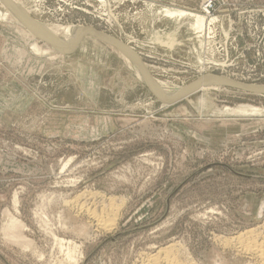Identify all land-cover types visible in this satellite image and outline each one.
<instances>
[{"label": "rangeland", "instance_id": "1", "mask_svg": "<svg viewBox=\"0 0 264 264\" xmlns=\"http://www.w3.org/2000/svg\"><path fill=\"white\" fill-rule=\"evenodd\" d=\"M18 1L129 45L170 87L236 86L170 102L97 36L63 53L0 20V264H146L165 247L183 264H256L223 239L264 235V92L237 85L264 86V0ZM162 7L203 15V31ZM246 104L260 112H219Z\"/></svg>", "mask_w": 264, "mask_h": 264}, {"label": "bare ground", "instance_id": "2", "mask_svg": "<svg viewBox=\"0 0 264 264\" xmlns=\"http://www.w3.org/2000/svg\"><path fill=\"white\" fill-rule=\"evenodd\" d=\"M162 13L165 16L170 17V18H178L179 19V18L185 17V16L192 17L193 21L190 23V25H191V27H193V29H194L193 31H197V32L203 31L204 24H205L204 23L205 19H204L203 15L201 16L198 14H191V13L189 14L188 12H186L184 10L174 9L173 7L172 8H168V7L163 8ZM9 15L15 16L16 19L18 20V22H20L23 25V27L28 29L34 35H36V36H38L44 40L49 41L50 46L53 47V49L58 50V52L60 50L66 51V50H71L72 48H74V46L78 43V40H79V38L82 34V30H83V27L81 25H73L71 27L69 25L68 26L65 25L66 27H61L60 25L58 26L57 24H55L56 26L44 25V24L40 23L39 21L32 19L30 17V15L28 14V12L24 9V7L20 1H18V0H0V20L6 19ZM185 19H186V17H185ZM211 20H212V18H211ZM213 20H214V18H213ZM85 34L91 35V36L92 35L97 36L98 38H100V36L98 34H96V32H94L93 30H85L83 32V35H85ZM105 36L108 39L116 42L118 45H120L122 48L125 49L124 50V49L118 48L119 52L124 57L125 61H127L129 64L131 63L134 65L135 69L137 70V71L136 70L135 71L138 72L139 77L146 83V85H148L151 89H153L160 97L164 98L165 100H170V102L177 100L176 98H179V96H181V95H187L186 93H188L193 88L194 89L192 92L196 91L197 89L204 90L206 88V86L210 87V85H211V87H213V86L218 87V86H223V85L224 86H236L235 82L231 81L230 79L226 78L225 76H210V75L206 76L205 75V77L204 76L202 77L199 85H196V83H197L196 82V83H193L196 86H193V84H191V85L186 86V87L185 86L184 87H179V86L178 87H175V86L170 87L166 83L156 79L152 75L146 74V72L144 70L146 66L142 65L140 63V60L135 56L136 54L135 55L133 54L134 52H132L129 45L122 43L121 41L115 39L114 37H111V36L109 37L107 35H105ZM100 39H102V38H100ZM32 49L35 52L40 53V54H46L48 52L47 49L42 50V49L38 48L36 44H35V46L32 47ZM127 50H129L131 52H129ZM237 85H239L242 88H245L247 90L256 91V92H264V86H254L252 84L251 85H244L241 83L237 84ZM204 100H206V99H204V97L201 96L200 102H201L202 106H203ZM219 112L222 114H228V115H253V114L259 113L260 110L257 107H253V106L251 107L250 105L247 106V104H246V106L241 105V106H237L234 108L225 107V109H223L222 111H219ZM42 197H44V196H42ZM102 225L104 227L106 226V224L105 225L102 224ZM223 240H224V247H225V245L226 246L229 245L230 247H232L235 250L237 255L246 256V257H248L247 259H249V258H251L252 260L255 259L254 262L256 264H264V235H262V233L261 234L259 232L256 233L253 229L250 228L249 230H245L236 236H233L229 239H223ZM220 241H222V240H220ZM59 243H60V241H59ZM165 248L158 250L155 255H151L148 258H146V261H147L146 264H162L160 260H163V259L165 260L164 264H183L179 260L173 258L172 256L169 257L168 255L170 253V250H168L169 248H167V249H165ZM232 248H230V249H232ZM66 255H67V253H66ZM69 261H72V260H69ZM188 264H190V262H188Z\"/></svg>", "mask_w": 264, "mask_h": 264}, {"label": "water", "instance_id": "3", "mask_svg": "<svg viewBox=\"0 0 264 264\" xmlns=\"http://www.w3.org/2000/svg\"><path fill=\"white\" fill-rule=\"evenodd\" d=\"M85 30H93L94 32H96V34H98V35L100 36V38H102V40H104V41L107 42L108 44H110V45H112V46H114V47H116V48L124 49V48H122L120 45H118L116 42H114V41L108 39V38H107L102 32L98 31L97 29H95L94 27H91V26H85V27L83 28V30H82V34H81V36H80L79 41L81 40V38H82V36H83V32H84ZM41 39H42V38H41ZM42 40H44V39H42ZM44 41L50 44L49 41H47V40H44ZM75 47H76V45L74 46V48H75ZM74 48H72L71 50H66V51H65V50H60V52H63V53H69V52H72ZM124 50H125V49H124ZM127 51H129V50H127ZM129 52H131V51H129ZM132 52H133V51H132ZM133 54L135 55V53H133ZM135 56L140 60V63L143 64V62H142V60L140 59V57H139L138 55H135ZM166 103H167V102H166Z\"/></svg>", "mask_w": 264, "mask_h": 264}]
</instances>
